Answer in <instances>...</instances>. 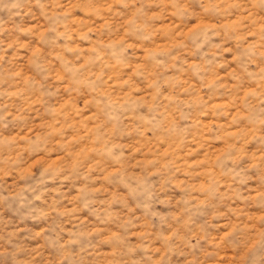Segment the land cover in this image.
Segmentation results:
<instances>
[{
    "label": "rangeland",
    "instance_id": "374dc122",
    "mask_svg": "<svg viewBox=\"0 0 264 264\" xmlns=\"http://www.w3.org/2000/svg\"><path fill=\"white\" fill-rule=\"evenodd\" d=\"M0 264H264V0H0Z\"/></svg>",
    "mask_w": 264,
    "mask_h": 264
}]
</instances>
